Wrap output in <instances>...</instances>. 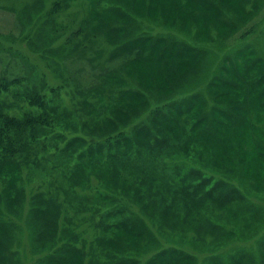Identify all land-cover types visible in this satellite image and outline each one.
I'll use <instances>...</instances> for the list:
<instances>
[{"label":"rangeland","instance_id":"1","mask_svg":"<svg viewBox=\"0 0 264 264\" xmlns=\"http://www.w3.org/2000/svg\"><path fill=\"white\" fill-rule=\"evenodd\" d=\"M195 1L0 0V82L17 78L19 84L0 95L4 114L36 112L26 96L39 93L57 130L100 139L145 119L147 108L159 101L199 92L201 100L183 116L187 121L201 112L209 117L197 133L217 117L226 126L213 123L217 139L210 145L167 139L147 164L151 173L144 169L147 181L137 180L145 176L141 172L114 170L71 184L61 164L48 159L20 163L8 176L19 170L16 179L0 176V264H43L67 243L83 248L79 264H112L111 253L125 250L144 263L164 247L193 255L195 261L183 264H264V0H206L210 12L198 10ZM137 39H143L134 42L143 49L123 46ZM178 42L195 52H184ZM235 62L256 88L247 89L251 114L245 118L238 109L245 104L237 98L244 92L243 79L233 78ZM234 82L237 89L231 88ZM141 88L149 104H114L107 96L112 89ZM222 108L237 114L239 128L250 119L242 134L221 116ZM45 130L48 135L41 138L54 134L50 127ZM159 131L166 138L165 130ZM66 136L46 140L62 147ZM213 178L220 183L217 188ZM119 187L150 227L151 236L140 246L129 235L110 242V234L95 227L86 211ZM227 189L241 198L221 199ZM99 206L103 220L116 208L109 199ZM243 254L245 259H232Z\"/></svg>","mask_w":264,"mask_h":264},{"label":"trees","instance_id":"2","mask_svg":"<svg viewBox=\"0 0 264 264\" xmlns=\"http://www.w3.org/2000/svg\"><path fill=\"white\" fill-rule=\"evenodd\" d=\"M210 4L211 3L206 0H198L194 2V6H196L198 10L206 12L211 11L209 9L211 8L209 7ZM141 40L143 41V39H137L135 41L129 40L123 46H131L133 49L138 48L141 50L142 47L139 44L138 47H136L137 45L134 43H138V41ZM152 42L155 44L156 41ZM179 44H181L178 45L179 48L181 47L184 52L194 51L188 44ZM189 56L190 55H186V58ZM177 58H185V56L183 57L182 55H178ZM234 67L235 73H233V78L241 81L246 70L241 71L242 68L239 67L237 62L234 63ZM243 82L242 92H244V94H237V98L245 104L243 109L241 106L238 108L242 111L245 118V115L250 113V110L247 108V103L249 104L248 99H252V97L249 96L247 89L253 88L255 90L256 88L249 82L248 78L243 79ZM12 85L15 87L19 85L17 78L10 81H1L0 95L12 92V90H9ZM231 88L237 89V84L235 82L231 83ZM116 91L117 90L115 89H112V91L109 90L108 92L110 93L107 95L110 102H115L114 104L117 102L119 103V101H124L123 103L126 104L132 103L131 106L134 107H136L138 103L139 105H143L144 102L149 104L148 98L145 96L146 92L143 88L135 92L128 90L123 91L121 89L117 92ZM200 96L202 97L199 92H194L191 95H185L179 99L159 101L155 105L148 107L147 111L144 113L145 119H141L134 125H127V127L124 126L122 128H118L116 131L114 130L105 133L100 139H86L81 135L66 136L63 132L57 130L53 118L48 113L49 110L47 109V102L45 101L46 98L44 95L32 93L31 95L26 96V100L36 106V112H24L21 116H16L7 113L4 114L0 111V176L8 177L11 169L15 167L19 168L21 165L20 163H22V166H27L31 163V161L38 162L48 159L51 160L53 164H61L64 166L61 174L65 178L66 183L68 181L69 183L74 184L77 180L79 181V178L82 176L90 177V174H107L108 172H112L114 170L125 172L134 170L139 173L141 172L145 176L140 178L139 175L137 180L145 179V181H147L148 178L146 177L148 176H146L145 170L149 171V169H147L148 162L152 160L154 154H157L156 152H160L161 148H165L166 145L163 144H167L171 137L182 141L189 140L192 141V143L196 141L205 143V140H207L208 145H210V140L217 139V134L213 129V123L216 122L215 125H218V127H226L222 124L223 122H221L222 120L220 117H217L215 120L212 119V122L210 121V124L207 125L205 130L197 133V128L200 127V123L208 122L209 117L205 115L204 112H201V115L198 116L195 121H187L183 115L193 110L195 102H199L201 100ZM143 98H145V100ZM144 107L145 106H142L141 109H144ZM172 109L175 111L174 114H169ZM219 113H221L223 118L226 117L227 121L231 120L232 125L236 129L239 128L237 114H235L233 110L230 108H222V111ZM180 117H183L181 121L179 120ZM246 120H248V122H246ZM249 121L250 119H245V125L238 129L242 130L241 132L238 131L239 134L244 132V127L249 124ZM110 123L112 122L110 121ZM189 125L190 128L188 130L187 127ZM118 126L122 125H117V127ZM47 127H50L51 132L54 134L46 138L55 141L54 136L61 137V135H64L67 137L65 138L66 140L62 147L50 145L48 144L49 142L46 138L40 137L48 135V131L45 130ZM159 129L165 130L167 133L166 138L161 136ZM219 133L222 132L220 131ZM52 148L53 150H51ZM149 173L151 172L149 171ZM19 174L20 171L18 170L15 175L10 178L8 177V181L16 179ZM83 180L84 179H82V181ZM205 180L208 181V179ZM213 182L216 185L215 188L220 186L219 181L214 178ZM181 186L183 187V191L188 193L190 197L191 193H193L192 196H194L195 192L191 191L188 186ZM118 189L121 188L119 187L115 190ZM115 190H113L115 193H112L111 197L110 194H108L100 198V200L98 199V202H91L89 209L86 211L90 212V219L95 227H103V229L110 234L108 237L110 242L114 243L117 238H121V235L122 238L129 235L128 238L130 237L129 239H132L131 243L133 244L134 242H138L140 246L142 238H148V235L151 236L149 234V231L151 232L150 227L145 224L144 219L139 214L132 211V207H130L128 201L130 200V197L127 199L123 193L119 190ZM134 190L140 194L138 189L134 188ZM232 196H239L235 189H227L225 192L220 194L221 199ZM239 198L241 197L239 196ZM104 199L112 201L116 208L112 213L107 212L105 214L106 219L103 220L104 210L101 206H99V204ZM151 199L148 201H151ZM111 216L112 218H110ZM108 218L110 220H108ZM142 226H144V229H142ZM145 226H147L148 229ZM38 228L41 229V225H39ZM35 238L41 239L42 236L37 235ZM2 241L3 239L0 238V250H3L4 248V242ZM81 250H83V248L78 249L71 243H67V245L59 247L56 251L51 252V254H54L47 255L43 260V264H46L48 261L49 264H79L80 261H78V256L80 258L84 257ZM55 253H64L66 255H56ZM117 253H111V257H113L112 264L143 263L140 259L132 256L129 250H125L119 254ZM163 255L165 257L162 258ZM172 256H176L177 258L175 259ZM245 257L246 255L243 254L240 255L239 258L235 257L232 259L236 262V260L241 258L245 259ZM191 259L195 261L193 255H190L189 253L187 254V252L183 251V249L164 247L154 252L153 255L145 260L143 264H183V262ZM214 262H218V260H214Z\"/></svg>","mask_w":264,"mask_h":264},{"label":"bare ground","instance_id":"3","mask_svg":"<svg viewBox=\"0 0 264 264\" xmlns=\"http://www.w3.org/2000/svg\"><path fill=\"white\" fill-rule=\"evenodd\" d=\"M178 15H180V14H178ZM180 16H182V15H180ZM183 17V16H182ZM182 21H184L185 22V20H184V18H183V20Z\"/></svg>","mask_w":264,"mask_h":264}]
</instances>
